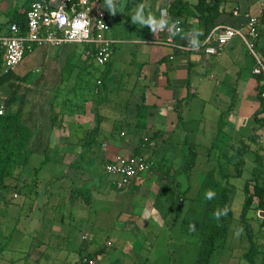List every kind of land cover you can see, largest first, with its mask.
<instances>
[{
  "label": "crops",
  "instance_id": "1",
  "mask_svg": "<svg viewBox=\"0 0 264 264\" xmlns=\"http://www.w3.org/2000/svg\"><path fill=\"white\" fill-rule=\"evenodd\" d=\"M32 1L34 0H0V36L9 33V26L12 23H16L20 27L24 25L25 12ZM99 1L104 9L105 0ZM122 1L116 0L119 7H121ZM171 1L143 0L131 9H126L125 5L123 7L126 10V16L130 17L138 5L144 4L146 14L151 13L159 18L160 10L165 8L168 10ZM185 1L189 3L190 8L196 3V0ZM228 3L232 5L229 12L226 10ZM45 5L53 7L47 2ZM218 10L214 27L230 25L245 32L248 19L252 16L257 18L255 24L257 36L253 38L247 35L246 39L248 41L251 39V42L255 44L257 54L264 60V0H218ZM107 13L111 22L118 12L112 14L107 11ZM136 26L137 31L134 32L132 38L126 37L123 30H120L116 34L117 36L112 37L121 43L120 60L117 65H113V58L111 59L110 70L105 80L106 86L96 96L97 101L104 99L99 104L100 108L94 111L91 100L85 103L84 113L76 109L70 113L69 109L61 111L59 108H55L54 113L57 114V121H59L53 125L48 134L49 145L59 144L62 139L69 145L80 146L85 135L96 126L95 114L97 111L102 113L98 125L97 140L106 147L105 151L101 153V158L105 161L111 160L116 154H130L139 149L142 155L153 151L154 157H156L154 159L172 160V166L177 168V163L181 161L182 147L186 145V142L192 143L200 149L209 148L214 144L235 147L241 144L242 139L246 140L248 145H254L255 142L249 139L253 130L257 136V142L260 145L263 144L264 109L258 115L262 121L260 127L257 128L256 122L252 119L253 114L259 108L260 79L252 72L255 58L241 37L235 36L226 46L233 48L235 60L239 64L243 60V46H246V51L253 60L248 78H241L239 69L231 73L225 69L227 66L222 67L224 69L219 70L216 75L214 72L208 73V69H212L214 63L211 58H214L215 55L206 54L204 50L193 49L190 46V40L186 34L193 29L200 31L203 28L202 23L192 16L188 17L186 23L182 22L180 32L171 36L172 44L165 43V40L169 39L167 24L156 32H152L148 25ZM37 48L28 52L26 56L36 52ZM52 54L61 56L65 65L67 59L72 56L80 64V57L74 56L71 48L66 50L58 48V51L39 53V56L37 54V59L29 60L30 63L27 62L29 64L27 67H30L31 70L35 67L37 70L38 62L41 65L45 63L47 66ZM39 58L40 60H38ZM218 61L219 59L216 62ZM75 66L73 62V69L68 68L64 75H62L63 72L60 73L62 77L57 81L67 82L70 79V74L74 73ZM13 70L19 77L29 74L27 70L21 73L15 71V68ZM2 72L0 67V74ZM221 74H225L226 108L211 104L209 110L204 105L202 81L204 76L214 78ZM13 82H17V80L14 79ZM240 83H245L246 91L257 99L255 108L249 114L253 122L251 121L246 126H243L239 120L241 107H244L241 100ZM6 86H8L7 83L0 86V94ZM36 88L38 90L39 87L36 86ZM213 88L214 86L210 89L213 90ZM76 100L74 99V102ZM85 118H88L89 121ZM45 123H48V119H45ZM121 129L127 130L128 133L124 132V135H121L118 133ZM60 131L67 133L61 137ZM152 159L151 157L150 160ZM194 172L190 175L189 181L185 174L177 175V179L185 185L184 188L192 183L194 177L198 180L202 177L201 173ZM152 175H154L152 172L146 170L121 191L131 192L135 186L138 188L139 184L149 186L155 177V175L151 177ZM135 191L136 189L133 192L135 193ZM254 205L256 204L254 203L252 206ZM169 207L160 204L158 212L152 201L138 202L134 212L137 217L129 219L131 224L126 223L125 219H119L120 221L115 223L112 219H105L103 226L109 228V234L104 246H95L92 239H89L92 227L98 225L96 212L92 216L89 213L81 218L83 222L81 219H77L80 236L76 235L71 238L70 243L66 242V239L61 240L63 246H59L56 252L49 256L59 257L61 252H67L69 255L73 251L78 257L81 254L83 257L85 252L91 253V257L96 259L98 264H172V246H170L169 240H172V231H177V229H172V217H170L172 213L164 217L160 212ZM88 208L91 209L90 206ZM247 215L246 223L241 219V209L238 217L233 215L231 229L227 237L231 238V243L216 251V254L214 253L217 255L215 264H244L243 261L251 264L250 260L252 259L253 264H264V211L250 209ZM63 216L60 217V224L63 223L64 226L69 223L66 221L64 224ZM164 228L168 232L167 241L164 249L159 251L161 247L157 243ZM240 229L242 231H239ZM63 233L70 234L68 229H63ZM185 233L192 236L190 239L196 241L195 244L198 248V234L195 235L190 230ZM83 235H87L85 239L82 238ZM108 241L111 243L107 244ZM187 241V238L183 239L180 244L182 248L186 247ZM46 251V249H41L36 253L39 254L38 257H44ZM83 251H85L84 254ZM27 253L34 256L35 251L29 249ZM246 253H249V261L246 258ZM178 261L179 264H184L182 261Z\"/></svg>",
  "mask_w": 264,
  "mask_h": 264
},
{
  "label": "rangeland",
  "instance_id": "2",
  "mask_svg": "<svg viewBox=\"0 0 264 264\" xmlns=\"http://www.w3.org/2000/svg\"><path fill=\"white\" fill-rule=\"evenodd\" d=\"M125 4L126 0H123L120 4L121 7L118 9V13L115 14V19L112 21V26L109 31L111 37L117 36L116 34L119 33L120 30H123L126 37L132 38L134 32L137 31V26L131 22L130 17L126 16V10H124L123 7ZM231 6V3L226 4V10H228V12L229 10L231 11ZM249 40L251 41V39ZM226 45L214 58H211V61L214 63L212 69H208V73L214 72L216 75L219 70L224 69L222 67L227 66L225 69H228L231 73L239 69L241 71L240 77L248 78L253 60L251 55L246 51V46H243V60L239 64L237 60H235L233 48ZM120 46L121 43L118 41L112 44L113 65L119 63ZM58 48L65 50L71 48L74 56L77 58L80 57V61H84L85 52L80 43L65 44L61 47L43 45L38 47L36 52L25 56L26 59H23L15 67V71L21 73L27 70L32 80L37 79L35 82L30 81L29 84L27 83L28 81H18L21 86L20 92L23 91L26 86L31 89V91L26 94L27 102L25 108L31 107V103L41 98V100L44 101L43 105L45 109H47L48 98L53 95L50 88L55 85L57 80L62 77L66 71H68V68L73 69V62L76 66L72 76L76 75V70L78 72L79 63L76 59H73V56L67 59L68 61L65 65V62L63 64L61 56L58 57L56 54L50 55V61L47 66H45V63L41 65L38 62L36 66L37 70H35V67L32 70L29 69L30 67H27V65H29L27 62L30 63L29 60L32 61V59H37V54L39 56V53L58 51ZM217 59H219L218 62H216ZM38 60H40V58ZM85 68L81 67V70L77 74V76H79L77 84L85 87L86 91H90L89 86L92 87L95 80H93V78L91 79L88 73L84 72ZM62 72L63 74L61 75L60 73ZM224 76L225 74H221L219 77L208 78L204 76L203 78L202 92L204 105L209 110L211 109V104L225 106L226 108V82L224 81ZM35 84H37V86L39 85L38 90ZM244 84L245 83H240L239 86L242 96L241 100L244 104V107H241L242 110L239 120L243 126H246L251 121L253 122L249 114H251L255 108L257 99L246 91V85L244 86ZM67 85L72 88L73 82L67 83ZM212 86H214L213 90L210 89ZM9 89L10 87L6 86L0 94L1 103L4 97L9 93ZM235 100H237V98H235ZM85 120L89 121L88 118H85ZM121 131L125 132V134L128 133L125 129L119 130L118 133ZM64 133L66 134L67 132L65 131ZM64 133L60 131L61 137L64 136ZM102 144L103 143L100 144L99 148L93 146L91 151L89 150L86 155L81 157L79 146L69 145L65 140L60 139L59 144L48 146L47 153L49 155V161L43 165L39 172L36 184H34L32 177L34 168L37 167L43 159V155L40 153H33L30 155L26 166L22 170V180L20 181L18 191L10 187H0V264H81V259L73 251H71L69 255L67 252L59 253L60 258L49 256L52 255L51 253H55L59 246H63L61 240L66 239V242H69L70 239L76 235L80 236L77 219H81L89 213H91L92 216L94 212H96L98 225L97 227H92L89 239H92V243L95 246H104L109 234V228L103 226L105 219H112L114 223L120 221L119 219H125L126 223L131 224L132 222L129 221V219L137 217L134 215L136 204L145 201H152L155 209L159 212L161 203L159 204L156 199V197H158V188H168L166 186H168L169 181V185L172 184V177H170L172 176V160L162 161L154 159L156 157H154L153 151L143 154L147 161H149V168L147 170L155 175L154 179L152 178L153 180H151L149 186H141V184L138 185V188L135 186L133 189V191L136 189L135 193L133 191H121V189L115 187L110 176L103 171V164H101L99 159L106 147ZM255 147L256 143L250 145V149L245 153L247 163L244 167L243 177L248 175V169L246 168H251L252 166V157L254 155L252 149ZM151 157L153 158L152 160H150ZM165 170H167L168 173L162 178L160 175H162L163 172L161 171ZM241 179L242 178L234 179L233 182L236 187L231 193V208L235 217H238L244 198V193L241 188ZM5 181L8 183L9 180L5 179ZM179 181L181 182V180ZM198 181L199 180L195 177L192 179L190 186L191 189L193 187V191H197ZM10 183H13V181L10 180ZM85 184L89 187L90 191V205L84 201L82 197L84 194H76L77 187L83 189V185ZM184 186L185 185L181 182L182 190ZM190 192L193 195L194 192ZM70 197H72V199H70ZM188 199L189 198L183 199L181 204L182 209L176 220H174L175 204L173 202L170 203V201L168 202V200H163L162 202L164 206L170 207L160 212L164 211L166 214L165 216L172 212L170 216L172 217V229H177V231H172V240H169L170 246H172V264H179L180 262L178 260L182 261L184 264H193L198 250L197 244H195L196 241L190 239L192 236L186 234L185 231L190 230L193 234H198L202 205L192 200L189 201ZM89 206L91 209L88 208ZM61 215H64V224H66V221L69 224L64 226L63 223L60 224ZM81 222H83V220ZM128 224L127 226H129ZM124 227L126 226L124 225ZM166 228H164L160 234L157 243L158 246L162 248H159V251L164 249L163 247L167 241L168 232ZM63 229H68L70 234H64ZM185 238L188 239L186 242L187 245L185 248H182L180 244H182ZM69 243L68 245H70ZM229 243H231V238L226 239L224 247L227 246V244L229 245ZM29 249L35 251L34 256L27 253ZM41 249L47 250L44 257H38L39 254L36 253V251L39 252ZM84 252L85 251H83V253ZM67 255L68 257H66ZM216 259L217 255H214L211 259V264H215ZM243 262L247 264L246 261Z\"/></svg>",
  "mask_w": 264,
  "mask_h": 264
},
{
  "label": "trees",
  "instance_id": "3",
  "mask_svg": "<svg viewBox=\"0 0 264 264\" xmlns=\"http://www.w3.org/2000/svg\"><path fill=\"white\" fill-rule=\"evenodd\" d=\"M142 1L127 0L125 8L131 9ZM167 12L170 20H178L179 25H182V22L186 23L188 17L191 16L202 23L203 28L199 31L200 35L198 39L200 41L199 49L204 50L202 43L214 27V20L219 13L218 0H196L192 8H190L189 3L185 0H172ZM23 27L24 25L21 28ZM82 46L84 50L88 47V45L83 44ZM91 50L92 52L90 54H85L84 61H80L79 70L78 72L77 70L75 71L76 75L72 76L73 73H71L70 79L67 82L62 83L59 80L50 88L53 95L48 98L47 109H45L43 105L44 101L41 98L31 103V107L25 108L27 102L26 94L31 89L26 86L20 92L21 86L18 81H28L27 83L29 84L30 81L35 82L37 79L32 80L29 74L22 77L16 76L13 69L0 74V86L7 83L10 87L9 93L2 100V103L0 102V106L3 107V111L0 114V187H10L18 191L20 181L22 180V170L26 166L30 155L40 153L43 155V159L34 168L32 177L34 184H36L39 172L43 165L49 161V155L47 153L49 146L48 134L53 125L59 121H57V114L54 113L55 108H59L61 111L69 109L70 113L76 109L84 113L85 103L90 100L93 103L92 109L94 111L100 108L99 104L104 99L97 101L96 96L106 86L105 80L110 70L112 58L105 64H97L93 56L94 49ZM1 65L2 55L0 53V67ZM81 67H86L84 72L88 73L90 78L95 80L93 86H89L90 91H86L85 87L77 84L79 81L77 74L81 70ZM257 77L260 79V89H258L259 97V93L264 86V81L262 75H257ZM14 79L17 82H13ZM70 82H73L72 88L67 85ZM35 85L37 86V84ZM74 99L77 100L74 102ZM259 101V108L252 116V119L257 124V128L262 125V121L258 115L264 109L261 100ZM101 117L102 113L97 111L95 114L96 126L85 135L84 140L80 143L81 157L86 155L89 150L91 151L93 146L96 148L100 147L101 143L97 140V135ZM45 119H48L47 124L45 123ZM249 139L255 143L257 142V136L254 130L250 133ZM249 149L250 145L243 139L239 146L214 144L206 149H200L198 146L186 142V145L182 147L181 161L177 163V168L172 166V176H170L172 177V184L169 185V181L168 186H166L168 188H158V197L156 199L159 204H162L163 200H168V202L170 201V203L173 202L175 204V219L180 215L182 209L181 204L184 198H189V201L192 200L202 205L201 222L198 229V253L194 264H211L214 253L223 248L226 243L233 221L231 193L236 187L233 182L234 179L242 178L241 188L244 193L241 206L242 221L247 222V214L250 209L264 211V161L261 156L262 145L257 142L256 147L252 149L254 152L252 166L251 168H246L248 169V175L243 177L244 167L247 163L245 153ZM134 154H140V150L137 149ZM99 160L103 164L102 168L105 172L104 164L106 161L102 158ZM193 171L202 174V177L198 181L197 191H193L190 184L182 190L181 182L177 179V175L183 173L189 181ZM161 172H163L160 175L162 178L168 173L167 170ZM5 179L9 180L8 183H6ZM10 180L13 183H10ZM207 190H212L216 193L213 199H205V192ZM190 191L194 192L193 195ZM77 193L80 195L84 194L82 196L84 201L90 204V191L86 184L83 185V189L77 187ZM254 203L256 205L252 206ZM225 206L229 208L228 214L221 216L217 220L214 212L218 208L222 209ZM163 216L165 217V213ZM82 238L85 239L86 237ZM248 254L246 253V258L249 261ZM85 257H91V253L85 252L84 256L82 257L81 254L79 258L84 262L83 259ZM250 261L253 264V259Z\"/></svg>",
  "mask_w": 264,
  "mask_h": 264
},
{
  "label": "built area",
  "instance_id": "4",
  "mask_svg": "<svg viewBox=\"0 0 264 264\" xmlns=\"http://www.w3.org/2000/svg\"><path fill=\"white\" fill-rule=\"evenodd\" d=\"M256 22V17H250L245 32L230 25L213 27L202 43L204 52L216 55L235 36H239L255 58L252 72L262 75L264 81V60L257 54L255 44L246 39L247 35L253 38L257 36ZM177 27L181 29L179 24ZM110 29L108 13L99 0H59L56 7H48L34 0L25 12L24 27L12 23L9 26V33L0 36L1 70L6 72L14 69L24 59L26 53L43 45L55 47L78 43L88 45L84 50L85 54H90L91 49H94L95 62L105 64L112 58V44L115 42L109 34ZM172 42V39L165 40L166 44ZM259 97L264 106V86ZM2 111L3 107L0 106V114ZM120 134L124 135V132ZM261 156L264 161V139ZM148 167L149 161L146 157L134 153L116 154L104 164L105 172L117 189L129 186ZM83 261L84 264H98L92 257H85Z\"/></svg>",
  "mask_w": 264,
  "mask_h": 264
},
{
  "label": "clouds",
  "instance_id": "5",
  "mask_svg": "<svg viewBox=\"0 0 264 264\" xmlns=\"http://www.w3.org/2000/svg\"><path fill=\"white\" fill-rule=\"evenodd\" d=\"M118 3L116 0H105V6L104 9H106L109 13L115 14L118 12ZM131 22L135 25L145 26L148 25L152 32H156L159 29H163L165 25H168L167 32L169 33V39H171V36L176 35V33L180 32L181 29L177 27L179 24V21H171L168 17L167 9H161L160 10V17L156 18L151 13H145V6L144 4L138 5L135 10L131 13ZM200 35V32L196 29H193L190 33H187L186 36L189 37L190 40V46L193 49H197L200 47V41L198 39V36ZM216 195V193L212 190H207L205 192V199L211 200ZM229 208L225 206L222 209H217L214 212V216L217 220L221 216H226L228 214ZM239 231H242L240 229ZM239 234V232H237Z\"/></svg>",
  "mask_w": 264,
  "mask_h": 264
},
{
  "label": "water",
  "instance_id": "6",
  "mask_svg": "<svg viewBox=\"0 0 264 264\" xmlns=\"http://www.w3.org/2000/svg\"><path fill=\"white\" fill-rule=\"evenodd\" d=\"M35 1H38L41 4H46V2H47L48 4H50L53 7H56L58 5V2H59V0H35Z\"/></svg>",
  "mask_w": 264,
  "mask_h": 264
}]
</instances>
